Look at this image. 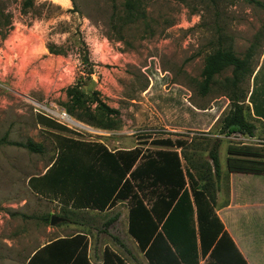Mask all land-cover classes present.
<instances>
[{
  "label": "rangeland",
  "instance_id": "rangeland-1",
  "mask_svg": "<svg viewBox=\"0 0 264 264\" xmlns=\"http://www.w3.org/2000/svg\"><path fill=\"white\" fill-rule=\"evenodd\" d=\"M25 1L32 6L25 8ZM257 1L263 6L247 0H67L65 6L0 0V264H26L41 245L78 233L88 235L99 257L106 247L127 264H148L127 233V202L105 215L71 211L29 189L28 179L42 176L56 158L61 137L110 152L139 148L151 156L173 150L197 179L196 170L207 173L215 142L222 169L226 146L264 147V122L253 117L248 101L245 116L255 126L254 139L220 131L230 109L223 86L229 69L216 76L206 96L198 91L204 59L220 48L244 58L256 44L254 74L262 66L264 75V0ZM75 89L116 111L113 130L66 113L68 93ZM252 89L253 77L238 93L248 97ZM39 115L66 131L41 125ZM29 142L41 152L10 144ZM207 177L213 180L211 172ZM51 216H65L67 222L50 226L44 219Z\"/></svg>",
  "mask_w": 264,
  "mask_h": 264
},
{
  "label": "trees",
  "instance_id": "trees-1",
  "mask_svg": "<svg viewBox=\"0 0 264 264\" xmlns=\"http://www.w3.org/2000/svg\"><path fill=\"white\" fill-rule=\"evenodd\" d=\"M247 1L263 6L257 0ZM23 6L31 7V1H25ZM126 6L135 9L129 1ZM255 46L248 48L244 58L230 48H220L204 59L198 86L201 96L211 91L216 76L228 69L231 74L223 83L230 109L221 121L222 134L238 132L254 137L255 126L245 116L246 101L253 117L264 122V75H261L262 66L254 74ZM252 77L253 89L249 96L238 93L244 80ZM68 95L65 109L70 117L93 123L97 128L114 129L110 118L116 114L115 110L95 98L87 99L86 93L77 89L70 90ZM87 102L91 106L96 103V107L91 109L86 106ZM37 121L47 128L66 131L42 115ZM10 144L31 153L41 152L39 146L30 142ZM253 146L228 145L227 171L264 174V148ZM180 147L177 145L176 149ZM218 148L215 142L208 152L207 173L196 170L201 176L197 179L192 169H183L179 154L173 150H160L151 156L144 155L139 148L110 152L101 145H86L61 137L57 140V155L52 164L42 176L29 178L27 184L33 193L57 201L65 210L105 212L127 202V233L148 264H199L201 258H206L204 264H247L214 209L221 175ZM209 172L213 180L207 177ZM117 218L118 215L109 218L103 226L110 227ZM44 220L50 224V219ZM87 249L86 234L78 233L51 241L37 250L27 264H90ZM101 264L126 263L105 248Z\"/></svg>",
  "mask_w": 264,
  "mask_h": 264
},
{
  "label": "crops",
  "instance_id": "crops-1",
  "mask_svg": "<svg viewBox=\"0 0 264 264\" xmlns=\"http://www.w3.org/2000/svg\"><path fill=\"white\" fill-rule=\"evenodd\" d=\"M255 146L263 147L259 144ZM227 147L228 146L225 148L226 156ZM219 163L221 175L216 192L215 212L246 263L264 264V187H261V184L264 183V174L228 172L226 167V157L225 169H222L220 158ZM113 209L114 208L105 212H92L105 215ZM86 236L88 241L87 259L89 263L101 264L103 251L106 247L102 250L101 256L99 257L96 252L91 251L88 235ZM69 237H60L52 241ZM50 242L51 241L35 249L27 258L26 264L28 259L32 257L37 250L45 247ZM205 261L206 258H201L199 264H204Z\"/></svg>",
  "mask_w": 264,
  "mask_h": 264
},
{
  "label": "bare ground",
  "instance_id": "bare-ground-1",
  "mask_svg": "<svg viewBox=\"0 0 264 264\" xmlns=\"http://www.w3.org/2000/svg\"><path fill=\"white\" fill-rule=\"evenodd\" d=\"M52 1L55 2V3L61 4V5H63V6H65V5L67 4V0H52ZM32 53H33L32 50L29 51L28 56H31ZM25 58H26V57H23V59H25ZM51 112H53V111H51ZM53 113H54V114H57V115L59 116V118L63 119L64 121H68V122H72L73 124H76V123H75L70 117H68V116L65 115V114H58V113H56V112H53ZM76 125H78V126L81 127V125H79V124H76Z\"/></svg>",
  "mask_w": 264,
  "mask_h": 264
},
{
  "label": "water",
  "instance_id": "water-1",
  "mask_svg": "<svg viewBox=\"0 0 264 264\" xmlns=\"http://www.w3.org/2000/svg\"><path fill=\"white\" fill-rule=\"evenodd\" d=\"M67 220L63 217L51 216L50 226H55L56 224L65 223Z\"/></svg>",
  "mask_w": 264,
  "mask_h": 264
},
{
  "label": "built area",
  "instance_id": "built-area-1",
  "mask_svg": "<svg viewBox=\"0 0 264 264\" xmlns=\"http://www.w3.org/2000/svg\"><path fill=\"white\" fill-rule=\"evenodd\" d=\"M242 134H238V137H240ZM247 136V135H246ZM243 138H245V137H243ZM247 139H252L251 137H246ZM248 144V143H247Z\"/></svg>",
  "mask_w": 264,
  "mask_h": 264
}]
</instances>
